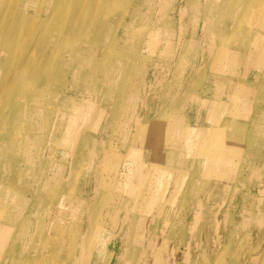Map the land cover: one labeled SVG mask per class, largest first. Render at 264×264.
I'll return each mask as SVG.
<instances>
[{
  "label": "bare ground",
  "instance_id": "1",
  "mask_svg": "<svg viewBox=\"0 0 264 264\" xmlns=\"http://www.w3.org/2000/svg\"><path fill=\"white\" fill-rule=\"evenodd\" d=\"M0 264H264V0H0Z\"/></svg>",
  "mask_w": 264,
  "mask_h": 264
}]
</instances>
